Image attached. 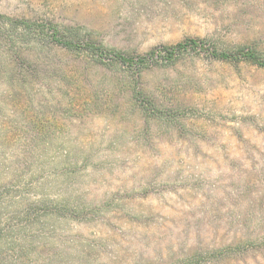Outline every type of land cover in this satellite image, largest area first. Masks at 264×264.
I'll list each match as a JSON object with an SVG mask.
<instances>
[{
	"label": "rangeland",
	"instance_id": "obj_1",
	"mask_svg": "<svg viewBox=\"0 0 264 264\" xmlns=\"http://www.w3.org/2000/svg\"><path fill=\"white\" fill-rule=\"evenodd\" d=\"M65 27L187 47L142 68L32 59ZM5 40L31 62L12 91L0 66V264H264V64L209 54L264 62V0H0Z\"/></svg>",
	"mask_w": 264,
	"mask_h": 264
},
{
	"label": "trees",
	"instance_id": "obj_2",
	"mask_svg": "<svg viewBox=\"0 0 264 264\" xmlns=\"http://www.w3.org/2000/svg\"><path fill=\"white\" fill-rule=\"evenodd\" d=\"M64 31H70V35L73 36L72 29L68 27L63 28V30L55 28L52 31H39L36 33L37 38L35 41H32V52L30 53L32 59L38 62H46L51 59L49 58L50 53L52 51L55 53L58 50L70 52L82 58H89L96 63L122 65L127 68H142L148 63H167L176 58L187 47V44L177 42L170 46L151 48L146 53L130 55L102 45H93L84 41L68 39V36L64 35ZM3 43L0 47V66H3V71H1L4 80L3 85L6 87V91L7 89L11 91L18 90L26 82L24 74L29 70L27 65L31 62V59L25 56L23 47H18L14 43H10L9 40H5ZM190 43L193 46L199 44L195 39L190 40ZM47 52L48 54H46ZM209 54L212 57L222 59H228L231 56L232 58L245 59L259 65L264 64L263 61L258 60L261 57L254 50L251 48L246 49L243 46L237 47L235 51L230 53L211 51Z\"/></svg>",
	"mask_w": 264,
	"mask_h": 264
}]
</instances>
